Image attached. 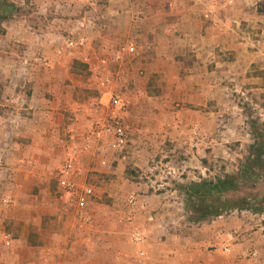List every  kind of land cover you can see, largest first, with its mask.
Segmentation results:
<instances>
[{"label":"crops","instance_id":"1","mask_svg":"<svg viewBox=\"0 0 264 264\" xmlns=\"http://www.w3.org/2000/svg\"><path fill=\"white\" fill-rule=\"evenodd\" d=\"M8 1L22 10L5 23L6 33L0 36V85L5 90L0 107L6 108L0 111V264H233L253 248L261 251L259 215L236 211L192 233H174L171 225L178 224L174 217L183 205L173 200L177 191L157 193L149 183L131 182L124 174L128 165L142 174L159 164L167 167L179 155L182 168L186 156L189 162L199 160L189 151L192 132H207L208 115L222 116L221 111L206 112L210 103H220L228 90L244 96L262 81L261 74L252 72L259 65L264 70V26L256 40L245 26L264 25L256 7L264 0H100L96 27L83 32L89 43L70 54L89 59L91 72L106 71L108 55L126 40L137 41L136 58L121 68L130 101L129 144L123 151H108L104 167L97 151L82 155L78 181L102 173L112 179L109 197L126 190L136 203L119 210L124 215L116 220L109 214L117 211L95 215L90 203L86 221L78 219L76 202L59 196L60 188L51 185L58 177L57 160L72 144L81 146L94 121L101 120L113 87L99 90L91 107L82 104L78 110L76 101L67 103L74 114L66 118L58 95L53 103L44 98L62 80L41 73L38 58L62 47L57 44L62 31L57 21H65L60 15L83 14L73 11L72 6L79 9L74 0ZM50 19L54 24L46 25ZM27 86L28 95L23 91ZM73 88H62L67 91L63 99ZM223 124L216 119L215 129ZM7 234L10 247L5 246ZM135 235L142 237L141 244L133 243ZM226 247L230 256L222 254ZM248 264H264V255Z\"/></svg>","mask_w":264,"mask_h":264},{"label":"rangeland","instance_id":"2","mask_svg":"<svg viewBox=\"0 0 264 264\" xmlns=\"http://www.w3.org/2000/svg\"><path fill=\"white\" fill-rule=\"evenodd\" d=\"M74 2L77 3L79 9L76 10L74 9V6H72L73 11L82 12L83 15L82 16L60 15V17L65 19V21L63 22L57 21V24H59L62 27L61 36L59 38V42L57 41L58 42L57 44H59V46L62 47L59 48L57 51L53 50L54 51L53 53L49 52L44 54L43 55L44 57L49 58L51 60V63H53L52 61H54V63L50 67L42 66L39 69L41 73L47 72V74H55L56 76H59L61 78L62 81L60 84H57L56 90L54 89V84H52L51 90L45 92L44 98L47 101L53 103L54 100L56 101V96L58 95L59 98L62 99L60 103L62 106V110H66L65 111L66 118H71V116L74 114L69 111L68 109L69 106H67V103H70V105H72L71 103L73 101H76L78 110L81 109L80 105L82 104H83L82 108L91 107L92 104L94 103L90 102V99L99 98L100 97L99 90L102 89L93 81L92 75L96 71L95 70L92 72L89 71V67L87 65L89 61L86 62L87 58L79 59L77 54H73V55L70 54L72 49L82 48L83 46L88 44L89 41L85 43L78 42L74 44L72 47H67L66 44L67 43L66 40L71 37L73 38L76 37V39H78L79 37L85 38L86 35H83L82 31L78 32L79 30H77L78 26L75 20L88 17L89 15V17L92 20L94 19L95 21H98L97 15L99 8H97V6L100 5V0L95 6L79 3L75 0ZM66 4H68L66 8L71 9L69 8V6L71 7L70 5L71 3H66ZM256 7L258 9V13L264 15V1L259 2ZM20 10L22 9H17L14 12V16L15 14H20L21 12ZM62 10L65 9L62 7ZM73 11L72 9L70 10L71 13H73ZM54 12L55 11L53 10L52 16H54ZM14 16L12 17V19L14 18ZM51 19L49 20V22H46V25L54 24L52 23L53 20ZM5 23L3 24L4 33L3 34L0 33V36H4L6 33L4 27ZM96 25L97 23L95 24L94 27H96ZM263 26H264L263 22H258L256 24H252L249 27L245 26V29L248 28V30L255 35L254 39L256 40L260 37V35L263 34L262 33ZM131 44L135 46L136 54H137L138 44L136 40H129V41L126 40L125 42L121 43V45L117 47L115 51L123 46L124 47L130 46ZM115 51H113L110 55H108L103 61L105 62L106 60L107 61L110 60ZM65 52L66 53L68 52L66 55V59H65ZM136 54L129 56L125 65L132 63L136 58ZM59 61H65L66 63L65 65L58 66L57 64ZM261 68H262L261 65H259L258 68L254 66V71L252 72V73L257 72L261 74V78H262V81H260V84L256 86V88H254V91H250L249 93L245 92L244 96L241 94L234 93L232 92V90H228L227 92L224 91V96L220 103L218 102L210 103L209 107L206 109L207 110L206 112L219 113L221 111L223 117L220 116L216 118V116L214 115H208L206 118L207 120L205 122L207 132L203 133L202 135H200L198 130L196 129L192 132L191 134L192 142L189 151L191 152V154H195V156L199 158L198 161L197 159H194L192 162H189V159L186 156V168H182L181 162L183 161L182 158L184 157L182 155L181 156L179 155V156H175V158L173 159L174 163L170 164L169 166L163 167L159 164L157 166L151 167V170H146L144 174L138 173L137 171L139 170L134 165H128L126 167L124 175L131 182L149 183L150 185L153 186L150 188H152L153 190H157L158 191L157 193H160L165 189H169V190L173 189L177 191L173 200L183 205L179 207V210H176V214H175L176 216L174 217L175 220H177L178 224L175 223L174 225H171L174 233L175 231L178 232L179 234L192 233V231H194L195 229L202 227L204 224H209L217 219L214 218L209 221H198V222L193 220L196 215L192 212V209L188 204L187 196L184 193L186 187L191 182H199L202 179H215L217 177H224L225 174H229L235 177L238 176L240 177V175H242V173L246 169V160L250 155L249 152L250 146H252L259 139V137L264 136V70H262ZM97 71H100L102 73H106L110 71L113 74H115L119 71V69L115 66H109L106 71L103 70L102 71L97 70ZM90 76L92 79L90 78ZM79 81L80 83L78 84ZM74 85L75 88L71 89V92L69 91L68 94L69 96L63 99L64 95L67 96V91L66 89L63 90L62 88L64 86L73 87ZM111 87H113V89H120L121 85L120 83L114 81ZM19 89L21 88L18 87V91ZM4 91H5L4 88L2 87V85H0V97L4 95L3 94ZM23 91L26 93V95L30 94L29 92H31L28 86L25 87ZM57 101H58V97H57ZM101 106L103 105H97L95 107L101 108ZM107 109L108 108H106L104 112L102 111L99 114L101 116V118L99 119L103 120L107 118ZM4 110H6V108L0 107V111L3 112ZM216 119L219 121L223 120L224 124L222 125V127L217 126L215 129ZM95 121H99V120H95ZM199 139L204 140V142L199 143ZM193 140L197 143L196 147L193 146ZM78 143H82V141ZM72 145H77L80 148H82L83 144H81V146L78 145L77 143H74ZM68 154H69V150L66 151V154H64L60 160H57V162H61L55 172L58 174L57 175L58 177L56 176L54 177L57 179L52 181L51 187L54 189H58L59 187L60 189L57 190V192L60 191L58 192V195L59 196L60 194H62L61 196L67 195L69 202H72L75 201L74 197L70 194V192H68L67 190L63 189L60 186V180H61L60 178L61 176L64 177L63 170L68 160ZM85 154L86 153L81 152L80 157H82V155ZM96 157L99 159L98 162L100 166L104 167L105 165L102 164L103 156L97 153ZM168 160H170V158H168ZM117 167L118 166H115V171ZM260 174L261 176L259 178H253L249 183L246 182L245 186L239 192V195L258 197L257 203L262 204L264 206V169L260 171ZM91 175H93L94 178L88 177L87 180H85L84 178V180L79 181L80 184L91 185L95 188L96 195L91 201L90 212H94L93 214L95 215L103 216V213L107 214L110 212L114 213L115 211H117L118 215L113 216V214L111 213L109 214L112 217V219L116 220L118 218L123 217L124 212L119 213V210L131 209L130 208L131 205L128 202L129 196L127 191L122 190V193H120L117 197H109L108 194L106 193V188H108V186L112 183L111 177L98 172L91 173ZM253 182L255 183L253 184ZM125 185H128V183L125 182ZM252 185H255L256 187H251ZM3 197L4 196L0 198V202L3 201ZM248 212L249 214L252 213V215L255 214L252 211H248ZM231 213L226 214L223 217H227ZM257 215H259L255 217L257 223L264 225V213ZM261 232L264 235V230ZM229 235L228 238H230ZM234 241L233 243H235ZM260 246H261L260 247L261 251L260 250L258 251V249L253 248L252 250L247 251L244 254H241L240 256L242 257L239 256L237 259V263L235 262L233 264H238V263L248 264L249 262L256 260L259 257L260 253L264 255V239L261 241ZM228 248L230 249V247ZM224 249L225 248H223L222 250L223 255L230 256L232 254L231 249H230V253H226ZM246 255H250V256L246 257Z\"/></svg>","mask_w":264,"mask_h":264},{"label":"built area","instance_id":"3","mask_svg":"<svg viewBox=\"0 0 264 264\" xmlns=\"http://www.w3.org/2000/svg\"><path fill=\"white\" fill-rule=\"evenodd\" d=\"M79 3H84L87 5L95 6L99 0H76ZM141 17V14H140ZM141 19V18H140ZM77 30L82 32L92 29L95 26V20L88 17L78 19L76 21ZM89 38L85 36L76 39V37H71L66 40L67 47H72L74 44L81 42H88ZM136 54V49L133 44L130 46H123L116 50L110 60H106L105 65L115 66L119 71L115 74L112 72L102 73L96 71L93 73V81L100 86L102 89H107L112 86L115 82L120 83V89H112L108 109L107 118L99 121H95L91 125L90 131L82 138V148L77 145L70 146L68 160L65 164L63 173L64 177L60 180V186L70 192L74 197L76 202V207L78 210V219L81 221L89 220L88 210L92 199L95 197V188L91 185L80 184L78 177L83 172V167L80 162V154L91 153L92 151H97V153L103 156L102 164L106 165L104 160L108 151L119 152L123 151L129 144V135L127 131L126 121L130 111V101L126 95L125 88L123 87L124 78L122 67L125 65L129 56ZM89 59H86L88 62ZM38 62L43 67H50L51 60L47 57L40 56ZM197 143L193 140V146L196 147ZM5 202L10 204V198H6ZM128 202L132 207L136 203V197L131 195L128 198ZM131 214V213H130ZM127 217L130 220V215ZM230 239L235 240L236 236L230 234ZM12 236L10 234L6 235V247L11 246ZM134 244H141L142 237L140 235H135L132 238ZM226 253H230V249L226 247L224 249ZM144 256V253L140 254ZM251 255V254H250ZM250 255H246L249 257ZM255 255V254H254Z\"/></svg>","mask_w":264,"mask_h":264},{"label":"trees","instance_id":"4","mask_svg":"<svg viewBox=\"0 0 264 264\" xmlns=\"http://www.w3.org/2000/svg\"><path fill=\"white\" fill-rule=\"evenodd\" d=\"M16 10L17 7L12 2L0 0V33H4L3 24L12 19ZM249 152L246 169L240 177L225 174L224 177L191 182L186 187L184 193L192 212L196 215L194 221H209L233 211L264 213V206L257 203L258 197L239 195L245 183H249L253 178H259L260 171L264 169V136L259 137L250 146Z\"/></svg>","mask_w":264,"mask_h":264}]
</instances>
